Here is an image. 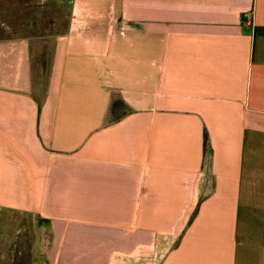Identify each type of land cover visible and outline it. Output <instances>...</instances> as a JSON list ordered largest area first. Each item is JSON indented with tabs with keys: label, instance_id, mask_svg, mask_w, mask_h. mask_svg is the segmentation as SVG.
<instances>
[{
	"label": "crops",
	"instance_id": "obj_1",
	"mask_svg": "<svg viewBox=\"0 0 264 264\" xmlns=\"http://www.w3.org/2000/svg\"><path fill=\"white\" fill-rule=\"evenodd\" d=\"M40 1L60 32L0 28V245L12 213L47 264H264V0Z\"/></svg>",
	"mask_w": 264,
	"mask_h": 264
},
{
	"label": "rangeland",
	"instance_id": "obj_2",
	"mask_svg": "<svg viewBox=\"0 0 264 264\" xmlns=\"http://www.w3.org/2000/svg\"><path fill=\"white\" fill-rule=\"evenodd\" d=\"M65 12L62 7L40 0L0 1V28L8 36L25 29L33 22L35 28L45 32H60L64 28ZM3 244L0 245V264H47L44 254H36L35 219L18 214H6L2 219Z\"/></svg>",
	"mask_w": 264,
	"mask_h": 264
}]
</instances>
